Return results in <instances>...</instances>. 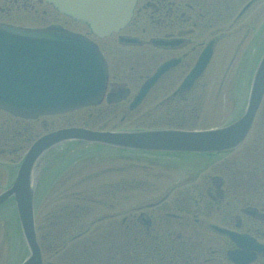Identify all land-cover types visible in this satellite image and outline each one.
Segmentation results:
<instances>
[{
  "label": "flooded vegetation",
  "instance_id": "obj_1",
  "mask_svg": "<svg viewBox=\"0 0 264 264\" xmlns=\"http://www.w3.org/2000/svg\"><path fill=\"white\" fill-rule=\"evenodd\" d=\"M32 1L0 0V13L19 11ZM135 13L129 30L141 31L146 59L135 65L144 71L134 73V65L129 74H111L108 91L118 102L87 109L89 120L122 114L121 122L130 121L146 107L142 117H147L149 130L197 131L243 115L247 89H210L215 78L203 83L206 73L190 89L180 86L193 67V56L206 45L214 42L216 49L236 28L246 29L244 35L251 32L244 24L252 26L249 13H264V0H138ZM157 40L169 44L157 46ZM120 49L124 51L111 48L115 59L140 57ZM172 59L179 63L131 110L143 83ZM125 90L128 94L121 100ZM110 123L100 127L109 128ZM39 135L34 122L0 112V193L13 184L28 143ZM83 167L64 174L50 170L49 190L45 171L39 174L37 192L52 194L54 200L66 198L50 210L44 227L36 219L43 264H264V98L236 149L147 152L146 187L136 185L135 178H120V170L83 174ZM107 175L111 181L101 185ZM45 195L36 198V205L43 204ZM241 238L243 246L236 242Z\"/></svg>",
  "mask_w": 264,
  "mask_h": 264
},
{
  "label": "water",
  "instance_id": "obj_2",
  "mask_svg": "<svg viewBox=\"0 0 264 264\" xmlns=\"http://www.w3.org/2000/svg\"><path fill=\"white\" fill-rule=\"evenodd\" d=\"M63 14L88 24L99 37L109 36L131 20L137 0H47ZM207 49L184 83L203 72ZM169 65L164 66L163 72ZM107 66L95 45L60 28L32 31L0 25V108L27 119L63 114L98 105L107 86ZM148 86L136 99L140 102ZM264 94V55L256 69L250 106L244 118L229 127L207 132L178 131L93 132L65 129L39 139L24 160L14 185L0 196V206L14 197L30 258L40 264L34 231L33 201L37 167L50 149L68 141H84L131 150L213 152L237 147L246 134ZM137 103L132 105V108Z\"/></svg>",
  "mask_w": 264,
  "mask_h": 264
},
{
  "label": "rangeland",
  "instance_id": "obj_3",
  "mask_svg": "<svg viewBox=\"0 0 264 264\" xmlns=\"http://www.w3.org/2000/svg\"><path fill=\"white\" fill-rule=\"evenodd\" d=\"M31 14L32 13H27V12L24 13L23 11H20V13H15L12 16L5 13L3 14V17L5 21H7L8 23H12L15 25L28 26V27L47 25L53 22L52 18L47 19L45 23L34 22L35 20H30L31 18L30 16H32ZM57 21L62 25L65 24L64 26L67 29L75 31L76 33H81V34L88 33V30L82 25H78V24L76 25L68 21L66 22V20L60 19V18L57 19ZM248 21H250L252 26H249V24L247 23L244 24V26L252 27L253 30H251V32H249L247 35H244V30L246 29H243L236 33H233L226 41H223L224 43L222 42L221 45H219V47L217 48V54H216L217 57H216L215 66L213 68H215L216 75L220 74V77L216 80L217 83H215V86H214L215 89L219 88V83L220 81H222L221 80L222 76L225 75V73L227 72L229 76L232 73L230 78L232 77L240 78L241 77V69L243 67L246 54H248L249 52V48H251V46L254 45V43H255V46H258L259 44L258 42L260 40L259 38L262 36L260 35V31H261V26L264 23V13H249ZM130 34H134V33L130 32ZM109 41L116 44L115 38L110 39ZM261 47L262 46H259V48ZM180 53H183V52H180ZM231 58H234L236 60L235 62H238V64L237 63L234 64V67L236 65L237 66L233 72L230 70V68H227L228 63ZM113 68L115 72L122 70V68L119 65H115ZM233 79H236V78H233ZM203 83H205V80H203ZM227 85L229 87V88L226 87L227 91L228 89H233L237 87L236 84H233V81L227 83ZM225 86L226 84L223 87ZM144 111L146 112V107L141 108L137 112L136 115L134 114L131 116L130 121H125V122H121L122 114H118V116L116 117L112 116L111 114L110 115H105V114L98 115L93 121V119L91 120L88 119V113L80 112V113L72 114L67 117L40 119L38 123H36L37 124L36 127L38 128V133L41 132L42 134L44 132L43 126H51L54 128L65 127L68 124L67 120L71 118L72 123H74L75 125H81L83 122L91 123L93 121L92 122L93 125H90V126H93L92 128H95V129L101 128L100 126H102L108 121L111 122L109 124L108 129H113V128L132 129V128L137 127L136 123H138L142 118L139 115L144 114L145 113ZM112 118L114 120H112ZM43 120L45 121L43 122ZM214 125H217V124H214ZM142 126H145V125H142ZM81 152H84V154L91 153V152H88L87 150L86 151L73 150L71 152H68L67 156L63 154L62 158H58V160L60 161L57 163H55L54 160H57L58 154L52 153L51 155H48V157L46 158L44 167H46V170L50 168L57 169V170H63L61 174H64L66 170L77 169L79 168V164L77 165V163L79 161V155ZM53 154L54 156H52ZM108 154H112V152L108 149L101 148L93 154V158L91 160H95L102 155H108ZM140 159L141 160L131 161L130 159L119 157V159L109 160L108 157H104L96 164L89 165L90 167H85L83 174H92L94 172L96 173L102 170L113 168L114 170L121 171L120 178H122V176L129 177V178H135L137 181L136 185L146 187L147 185V160L144 158H140ZM49 160H51L50 165H48ZM56 164H59V165L57 166ZM44 175L46 178L45 179V183L47 185L46 188H48V186L53 184L52 180L50 179L51 174L48 177H46L47 173ZM117 178L118 177L115 176V179ZM109 181H111V177L110 175H107L101 180L100 184L101 185L104 184L105 186ZM92 184L96 185L97 182L89 183L88 185H92ZM49 188L47 190H49ZM47 190L45 189V191ZM60 198L61 199L55 198L54 200V196L52 194L51 195L47 194L42 199L44 202L43 204L39 205L38 212H37V219H38V222L43 225V227L47 223L46 219L49 216L50 210L56 207L57 205H60L61 203L65 202V199H66L65 197H63L65 199H63L62 197ZM145 199H147V197H145L144 200ZM5 213H7V218L6 219L0 218V264H11L15 262L16 260H18L22 255V253L20 252L21 242L18 239L19 238L18 232L15 233V230L13 232L11 230L10 223L7 221V219L12 220V215L10 213V210L7 209Z\"/></svg>",
  "mask_w": 264,
  "mask_h": 264
}]
</instances>
